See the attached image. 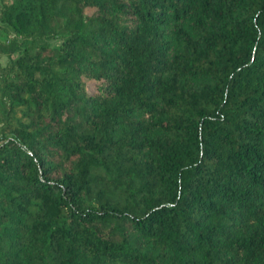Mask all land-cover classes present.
Returning <instances> with one entry per match:
<instances>
[{
    "label": "trees",
    "instance_id": "obj_1",
    "mask_svg": "<svg viewBox=\"0 0 264 264\" xmlns=\"http://www.w3.org/2000/svg\"><path fill=\"white\" fill-rule=\"evenodd\" d=\"M0 264H264V0H0Z\"/></svg>",
    "mask_w": 264,
    "mask_h": 264
},
{
    "label": "rangeland",
    "instance_id": "obj_2",
    "mask_svg": "<svg viewBox=\"0 0 264 264\" xmlns=\"http://www.w3.org/2000/svg\"><path fill=\"white\" fill-rule=\"evenodd\" d=\"M5 60V57H0V61H4Z\"/></svg>",
    "mask_w": 264,
    "mask_h": 264
}]
</instances>
